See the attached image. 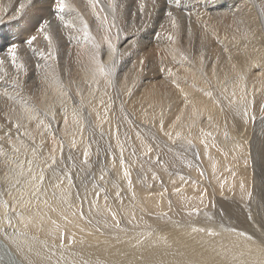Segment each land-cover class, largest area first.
I'll return each instance as SVG.
<instances>
[{
    "label": "bare ground",
    "instance_id": "bare-ground-1",
    "mask_svg": "<svg viewBox=\"0 0 264 264\" xmlns=\"http://www.w3.org/2000/svg\"><path fill=\"white\" fill-rule=\"evenodd\" d=\"M68 2L78 13L66 11L65 18L79 25V14L88 21L106 62V32L88 0ZM110 2L121 30L119 40L117 28L110 34L119 53L114 86L102 77L99 83L91 79L86 70L91 44L63 27L53 0H33L15 19L9 17L27 0H0L4 49L36 34L43 20L49 21L57 47L53 62L22 44L17 53L26 66L19 74L22 89L13 83L17 70L11 58L0 53L5 60L0 205L8 202L11 220L9 225L3 219L0 206V259L12 264H264L259 216L264 209V0H144L143 14L139 0H100L96 11L103 7L100 15L111 20ZM70 31L77 39H69ZM32 47L47 53L42 36ZM237 72L246 77L245 104L239 102ZM60 82L67 96L59 95ZM233 91L236 105L229 103ZM25 104L41 110L51 104L55 119L29 121ZM193 105L201 113L195 124ZM169 131L173 139L165 135ZM29 167L32 174L44 170L36 196L21 195Z\"/></svg>",
    "mask_w": 264,
    "mask_h": 264
},
{
    "label": "snow or ice",
    "instance_id": "snow-or-ice-1",
    "mask_svg": "<svg viewBox=\"0 0 264 264\" xmlns=\"http://www.w3.org/2000/svg\"><path fill=\"white\" fill-rule=\"evenodd\" d=\"M33 2V0H27V3H20L19 7L16 9L15 14L12 17H9V19H15L18 16H21L24 12L25 9L28 7L29 4H31ZM89 2V6L92 9L93 12V16L96 18L97 21L100 22V27L104 28L106 34L103 37V41L107 44V49H108V60L105 62L103 60H101L100 55H101V44L98 43L96 41V38L91 34L89 25H88V21L84 19V17L82 15H77L76 19L79 21V25L76 23L75 20L72 19H66L64 13L67 11L68 13H71L73 11L78 13V9L75 8L74 5L70 4L68 2V0H53L54 3V7L56 9L55 12V16L56 18L60 21V23L63 25V27L65 29H70L73 30L75 32H79L84 41L86 42H90L91 44V50L88 51V57H89V66L87 67V71L90 72L91 74V79L97 83H99V77H102L105 79L106 81V85L107 86H114L115 84V74H116V65L118 63L119 60V53H118V48H117V44L113 42V38L111 37V31L113 28H117V33L115 35V39L119 40V33H120V29L118 28V25L116 23V5L114 2H110L109 7L111 9V20L109 19V15L105 14L103 16L100 15L101 12H104L103 7L100 8V11H96L97 6L100 4V0H88ZM153 3H155V0H153ZM145 2L144 0H139V12L141 14L144 13L145 11ZM166 15L170 18L171 20V24L173 28L177 27V21H176V17L173 16L172 11H168L166 13ZM49 28V21L47 20H43L42 22H40L38 24V29L36 34L33 35H29L26 37L25 40H23L21 42V44L15 43V42H11L6 49H4L3 45H0V50H4L6 51V56L11 58V63L12 65L15 67V69L17 70V78L16 80L13 81V83H15L17 85V87L22 89V84L19 80V74L20 72L24 71L26 72V66L22 61H19V58L17 56L18 50L20 49V47L23 45H26L29 49H31L34 53H36L39 56H47L48 59L52 60L53 62L56 61L57 58V47H56V42L53 38V36L50 34V31L48 30ZM38 36H42L43 39L47 42V53H45L44 49H35L33 48V43L37 40ZM68 37L70 40L72 39H77V37L75 35H73L72 31H70L68 33ZM169 39L172 40L173 37L171 35H169ZM183 55V54H181ZM184 59H187V57L185 56ZM204 61V57L203 54H201V64H203ZM5 63L4 59H0V70H2V66ZM140 65L143 66L144 65V61L143 59L140 60ZM233 70H235V65H233ZM141 71H143V67H141ZM169 71H171L169 69ZM216 75V70L215 68H213V76ZM237 77H238V81H239V87H240V96H239V102L240 104H245L246 102V95H247V91H246V85H244V81L246 79V77L240 73L237 72L236 73ZM45 79H47V76H45ZM185 79H187V77H185ZM225 80H227V75L225 76ZM87 82V81H86ZM173 83H176V81H173ZM177 87H179V84H176ZM59 87L61 89V91L59 92V95L61 97L67 96L68 93L66 91L63 90L64 85L62 84V82L59 83ZM235 87V86H234ZM77 91L79 92V89H77ZM181 91L183 92V90L181 89ZM224 91H227V88L225 87ZM128 93L129 95L131 94V88L128 89ZM5 95H7V93H5ZM206 95L211 96L212 93L211 92H207ZM233 99L229 101V103L231 105H236L237 104V100H236V92L233 91L231 93ZM184 99H185V105L187 106L188 103V97H187V93H184ZM101 103L103 104L104 101L101 100ZM61 104L63 105V100H61ZM81 107H83V99H81L80 102ZM239 110V109H237ZM246 111V108L244 109ZM12 111H15V108L12 109ZM105 111H107V108L105 109ZM23 112L26 114L27 119L29 121L32 120H36V119H40L41 116L44 117H48L51 116L52 119H55V113H54V106L49 104L47 107H45L43 110L39 109L38 107H36L35 105L32 106H28L27 104L23 105ZM76 110L73 111V116H76ZM201 115V113L198 111V109L196 108L195 105H193L192 107V113H191V120L192 123L195 124L196 119L199 118V116ZM177 121L180 120V117L178 116ZM209 120H211V117H208ZM40 123L43 124V120H40ZM161 130L163 131V120H161ZM65 124H67V117H65ZM39 126V125H38ZM46 127H50L49 125H45ZM17 130H19V128L21 127L20 123L17 122L16 124ZM172 127H175V123L172 125ZM81 130H82V126H81ZM165 135H167L169 137V139H173L172 133L166 132ZM210 135V133H209ZM175 137L176 138H180L181 137V132L177 131L175 133ZM2 139V138H0ZM9 142H11V140L9 139ZM189 143H191V141H188ZM61 150L63 149V143L61 142V144L59 145ZM13 147L15 148V145H13ZM72 147H75V140H73V144ZM17 152L19 151L18 148L15 149ZM33 153L35 154V148L32 149ZM56 151V147L54 146L52 149V152L55 153ZM152 148L150 146H148L147 148V152H151ZM147 154V153H145ZM84 157H85V162L87 161V157H88V151L87 149L84 152ZM51 160H52V164L56 163V158L55 155L51 156ZM29 165H31L32 161L28 162ZM121 163H123V160H121ZM46 167H51L52 165H45ZM22 168V166H21ZM29 172V178L27 181V187H26V191L23 192L21 195H31V196H36V194L40 191V187L45 179L44 176V170L41 169V171L38 174H32V169L31 167H29L28 169ZM23 170H21L20 173H18V176H22ZM124 176L126 178L130 177V172L125 169L124 171ZM70 179V177H67ZM101 179H103V176H101ZM19 179H16V183H19ZM63 181L61 180L60 183H62ZM129 184H131V180L129 179ZM57 187L59 186V184L56 185ZM177 192L180 191V189H176ZM96 196H99V193H96ZM117 196H119V193H117ZM105 199L107 200V197H105ZM31 203L30 200H26L24 201V204H28ZM2 207H4L5 212H4V216L3 219H6L8 221V224L11 225V220L8 219V202L4 201L2 205H0ZM23 206V205H22ZM93 206H95V202H93ZM109 212H111V209L108 208L107 209ZM12 211H15V207L13 206ZM193 211H198L197 209H193ZM75 214V213H74ZM80 215L83 216L84 213L81 211ZM113 218H115V213H112ZM119 224V221H117V225ZM201 231H203L204 229H200ZM62 238V237H61ZM0 264H12L11 261H4L2 259H0Z\"/></svg>",
    "mask_w": 264,
    "mask_h": 264
},
{
    "label": "rangeland",
    "instance_id": "rangeland-1",
    "mask_svg": "<svg viewBox=\"0 0 264 264\" xmlns=\"http://www.w3.org/2000/svg\"><path fill=\"white\" fill-rule=\"evenodd\" d=\"M1 42H3V41H1ZM1 42H0V43H1ZM1 51H2V52H5L4 50H0V53H2ZM262 211H263V212H262ZM260 213H261V214H260L259 216L262 217V220L264 221V209H261Z\"/></svg>",
    "mask_w": 264,
    "mask_h": 264
}]
</instances>
